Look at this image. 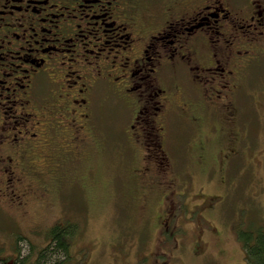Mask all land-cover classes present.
<instances>
[{
  "label": "flooded vegetation",
  "instance_id": "flooded-vegetation-1",
  "mask_svg": "<svg viewBox=\"0 0 264 264\" xmlns=\"http://www.w3.org/2000/svg\"><path fill=\"white\" fill-rule=\"evenodd\" d=\"M261 61L264 0H0V211L55 194L70 165L91 168L90 155L107 140L101 118L94 122L96 104L112 97L129 109L115 135L139 163L128 191L141 201L154 193L153 179L162 183L166 229L171 198L184 193L169 179L181 160L165 149L167 119L185 114L202 132L186 93L204 84L215 91L208 113L222 112L221 124L236 119L238 89ZM209 72L216 82L204 78ZM139 136L146 151L137 157ZM223 139L232 145L224 161L242 155L239 132Z\"/></svg>",
  "mask_w": 264,
  "mask_h": 264
},
{
  "label": "rangeland",
  "instance_id": "rangeland-1",
  "mask_svg": "<svg viewBox=\"0 0 264 264\" xmlns=\"http://www.w3.org/2000/svg\"><path fill=\"white\" fill-rule=\"evenodd\" d=\"M179 77L186 82L192 74ZM217 77L209 72L204 78L216 82ZM203 86H189L186 93L191 114L204 119L202 132L196 133V125L185 114L167 119L170 138L165 149L181 160L169 179L176 192L184 193L172 196L176 207L166 229L161 228L167 202L163 184L153 179L154 193L141 201L128 191L130 174L139 163L129 159L132 148L115 134L125 127L129 109L103 97L97 101L94 122L102 120L106 148L90 155L91 168L70 165L63 170L64 184L55 194L32 198L20 212L4 205L6 212H0L4 252H11L15 237H20L17 247L23 255L29 249L27 238L43 244L46 227L69 221L75 232L64 264H245L237 229L264 226V61L254 67L246 87L238 89L237 118L229 122H219L222 112L217 117L208 113L215 91L205 92ZM231 132L240 133L237 146L242 155L224 161L222 154H228L232 145L223 136ZM139 138L133 150L137 157L146 151Z\"/></svg>",
  "mask_w": 264,
  "mask_h": 264
},
{
  "label": "trees",
  "instance_id": "trees-1",
  "mask_svg": "<svg viewBox=\"0 0 264 264\" xmlns=\"http://www.w3.org/2000/svg\"><path fill=\"white\" fill-rule=\"evenodd\" d=\"M1 212V211H0ZM2 213V212H1ZM74 222L54 224L43 244L33 243L27 238L29 249L23 255L18 250L20 237H15L11 252H4L5 245L0 243V264H64L70 257ZM237 236L244 252L245 264H264V226L237 229Z\"/></svg>",
  "mask_w": 264,
  "mask_h": 264
}]
</instances>
